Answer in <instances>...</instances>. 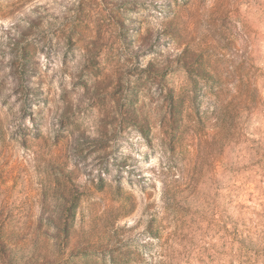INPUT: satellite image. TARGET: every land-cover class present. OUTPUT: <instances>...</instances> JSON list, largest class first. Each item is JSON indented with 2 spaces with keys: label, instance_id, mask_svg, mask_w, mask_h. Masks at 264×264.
<instances>
[{
  "label": "rangeland",
  "instance_id": "1",
  "mask_svg": "<svg viewBox=\"0 0 264 264\" xmlns=\"http://www.w3.org/2000/svg\"><path fill=\"white\" fill-rule=\"evenodd\" d=\"M0 264H264V0H0Z\"/></svg>",
  "mask_w": 264,
  "mask_h": 264
}]
</instances>
